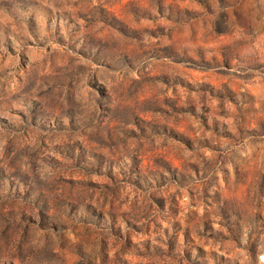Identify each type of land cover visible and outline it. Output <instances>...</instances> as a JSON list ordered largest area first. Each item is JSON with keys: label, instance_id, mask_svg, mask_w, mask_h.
<instances>
[{"label": "rangeland", "instance_id": "rangeland-1", "mask_svg": "<svg viewBox=\"0 0 264 264\" xmlns=\"http://www.w3.org/2000/svg\"><path fill=\"white\" fill-rule=\"evenodd\" d=\"M0 264H264V0H0Z\"/></svg>", "mask_w": 264, "mask_h": 264}]
</instances>
